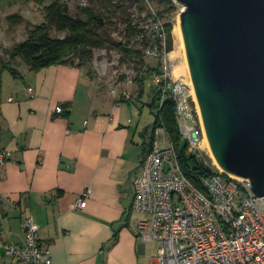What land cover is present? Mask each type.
Returning <instances> with one entry per match:
<instances>
[{"label":"crops","instance_id":"crops-1","mask_svg":"<svg viewBox=\"0 0 264 264\" xmlns=\"http://www.w3.org/2000/svg\"><path fill=\"white\" fill-rule=\"evenodd\" d=\"M12 66L17 75L8 71L0 83V153H8L0 159V195L31 216L52 264H158L157 243L136 235L143 215L131 210V181L154 123L151 82L142 91L135 84L123 102L86 66ZM84 189L86 206L75 210ZM1 228L0 245L22 241L18 214L7 202ZM8 263L0 246V264Z\"/></svg>","mask_w":264,"mask_h":264},{"label":"built area","instance_id":"built-area-1","mask_svg":"<svg viewBox=\"0 0 264 264\" xmlns=\"http://www.w3.org/2000/svg\"><path fill=\"white\" fill-rule=\"evenodd\" d=\"M142 3L145 11L140 15L134 41L141 45L143 57L156 62L152 68H159L150 74L158 110L166 99L174 102V117L180 136L187 144V153L210 166L203 153V144L210 151L193 89L184 79L175 77L170 68L166 22L153 0H142ZM132 82L133 79H126L125 84L131 86ZM120 98L123 102L129 101L130 91H122ZM62 112L61 107H56L55 113ZM191 120L194 124L188 125ZM152 135L140 172L131 181V210L143 215L135 223L136 235L143 242L157 243L156 262L264 264V200L253 195L249 181L227 175L216 165L215 169L212 167V174L200 178L201 188H197L181 171L173 143L160 118ZM7 157L8 153H0V159ZM89 194V189H84L73 208L84 209ZM3 202L17 212L22 233L20 243L0 245L8 264H52L49 250L39 244L38 230L31 216L19 208L18 202L2 195L0 213Z\"/></svg>","mask_w":264,"mask_h":264},{"label":"water","instance_id":"water-1","mask_svg":"<svg viewBox=\"0 0 264 264\" xmlns=\"http://www.w3.org/2000/svg\"><path fill=\"white\" fill-rule=\"evenodd\" d=\"M173 1L211 156L264 200V0Z\"/></svg>","mask_w":264,"mask_h":264},{"label":"trees","instance_id":"trees-1","mask_svg":"<svg viewBox=\"0 0 264 264\" xmlns=\"http://www.w3.org/2000/svg\"><path fill=\"white\" fill-rule=\"evenodd\" d=\"M99 10L91 7H80L79 16H71L68 7L61 0H50L44 10V21L34 25L22 42L5 51L8 61L0 60V66L6 67L13 75L17 72L13 64L21 61L29 70H39L54 64H67L85 66L93 58V50L107 48L117 51L121 56V63L127 61L133 64L136 76L133 79L140 91L144 87L146 77L141 71L150 75L154 70L147 68L143 59L142 49L136 48L134 39L138 33V18H131L127 13L128 8L134 7L139 15L145 11V6L140 0H96ZM158 14L165 20V29L168 36V51H172V30L174 17L179 13V7L173 0H153ZM116 15L122 17V39L114 40L106 32V25L111 24L110 19ZM81 16H84L83 19ZM140 18V17H139ZM107 19V20H105ZM12 20L15 26L22 21L19 15H9L6 22ZM54 29L64 35L63 38H51L50 30ZM154 123L152 129L160 118L171 142L173 143L177 161L183 174L191 183L201 188L199 180L203 176L213 173V168L203 164L194 155L187 153V144L182 140L177 122L174 117V102L168 98L158 110L157 95L154 98ZM153 139L152 131L147 145L149 151Z\"/></svg>","mask_w":264,"mask_h":264},{"label":"rangeland","instance_id":"rangeland-1","mask_svg":"<svg viewBox=\"0 0 264 264\" xmlns=\"http://www.w3.org/2000/svg\"><path fill=\"white\" fill-rule=\"evenodd\" d=\"M68 7V12L71 16H79L80 7H91L93 9L99 10L98 1L96 0H61ZM142 2V0H140ZM50 3V0H0V60L3 62L8 61V56L5 51L11 50L14 45L22 42L26 39L29 30L34 26L42 23L44 21V10L45 7ZM154 3V2H153ZM143 4V3H142ZM155 5V4H154ZM179 7L181 6L176 4ZM156 6V5H155ZM101 10V9H100ZM127 13L131 18H138L140 15L134 9L130 7L127 10ZM179 14V13H178ZM178 14L174 17V26L172 30V45L173 49L170 55V68L176 67L177 73H184V79L189 85L190 78L187 69V64L184 54V45L182 44L180 37V27H179V18ZM9 15H19L22 18V21L12 25V20L9 23L6 22V18ZM85 19L84 16H81ZM122 17L116 15L110 19L111 24L106 25V32L114 40L122 39ZM107 20V19H105ZM51 38H63L62 33L56 32L54 29H51L50 32ZM136 48L142 49L141 45L135 44ZM145 65L147 68L156 67V62L150 59L143 57ZM173 59V60H172ZM120 54L111 49L101 48L93 50V58L85 66L95 77L96 83L108 93L120 95L122 91L128 90L131 93L137 90L136 83L132 82L131 86L125 84L126 79H134L136 76L135 69L133 64L129 61L126 63H121ZM19 63L23 64L21 61ZM14 65V64H13ZM23 66L19 70H22ZM9 69L6 67L0 66V83L3 82L8 74ZM141 71V75L146 77V82L149 83L150 75H147ZM192 87V85H191ZM194 120L188 122V125H193ZM204 147V157L208 161L209 165L215 169L216 164L211 158L210 153L206 150V144H203Z\"/></svg>","mask_w":264,"mask_h":264},{"label":"bare ground","instance_id":"bare-ground-1","mask_svg":"<svg viewBox=\"0 0 264 264\" xmlns=\"http://www.w3.org/2000/svg\"><path fill=\"white\" fill-rule=\"evenodd\" d=\"M180 37H181V41H182V36H181V32H180ZM183 46V41H182V44L180 43V47H182ZM173 53V52H172ZM172 53H171V55H172ZM173 60V59H172ZM173 73H174V75H177L178 73H177V68L176 67H174V70H173ZM190 84H191V82H190ZM214 162H215V160H214ZM215 164H216V162H215Z\"/></svg>","mask_w":264,"mask_h":264}]
</instances>
